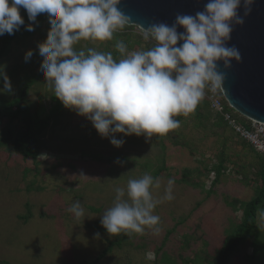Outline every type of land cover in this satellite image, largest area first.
I'll return each mask as SVG.
<instances>
[{
	"label": "rangeland",
	"instance_id": "1",
	"mask_svg": "<svg viewBox=\"0 0 264 264\" xmlns=\"http://www.w3.org/2000/svg\"><path fill=\"white\" fill-rule=\"evenodd\" d=\"M45 27L25 40L17 39L0 65L12 85L11 92H0V115L11 114L24 85L40 74L27 105L34 118L49 122L37 161L0 149V264H94L97 260L96 264H187L189 260L210 264L227 230L242 217L227 202L248 201L254 195L253 187L243 182V164L252 178L251 165L256 163L252 154L237 138L231 139L226 175L213 184L212 167L219 163L221 141L216 136L201 137L192 124H180L162 139L120 135L117 138L125 143L114 147L46 86L38 49ZM75 47L86 44L81 41ZM30 50L34 54L25 62ZM8 129L9 117L0 116V141ZM161 142L167 144L165 149ZM42 155L48 158L43 160ZM81 172L89 179H81ZM145 173L160 182L158 188H151L154 199L164 196L169 179L175 181L174 199L164 200L154 210L160 217V234L146 230L130 237L110 236L101 217L113 204L115 188L126 190L129 179ZM76 201L84 208L79 220L69 211ZM148 252L153 259L146 258ZM252 253L242 244L229 264H250Z\"/></svg>",
	"mask_w": 264,
	"mask_h": 264
},
{
	"label": "clouds",
	"instance_id": "2",
	"mask_svg": "<svg viewBox=\"0 0 264 264\" xmlns=\"http://www.w3.org/2000/svg\"><path fill=\"white\" fill-rule=\"evenodd\" d=\"M255 2L208 0L202 11L177 14L171 25L153 23L141 31L143 40L152 46L129 52L122 40L117 41L115 48L122 57L118 61L111 52L75 46L81 41L113 40L129 21L118 7L122 0H0V36L12 35L25 25L21 8L32 22L27 31L35 30L39 14H48L50 29L46 40L38 44L46 86L65 108L87 118L101 137L120 148L125 143L117 138L120 135L147 140L166 136L180 127L175 117H188L196 110L205 89L215 94L223 87L226 76L218 71V62L230 70L232 61H241L239 50L227 43L234 25L243 26ZM241 8L243 17L238 14ZM33 54L28 51L25 62ZM0 81V92L12 91L3 68ZM79 177L89 179L83 172ZM174 183L169 179L164 196L154 199L151 188H158L159 180L149 173L129 179L126 190L115 188L113 204L102 214V227L110 236L130 237L146 230L159 235L161 222L154 210L164 200L174 199ZM69 211L77 220L84 216L80 201ZM260 216L264 219V212ZM146 258L153 259L154 254L148 252Z\"/></svg>",
	"mask_w": 264,
	"mask_h": 264
},
{
	"label": "trees",
	"instance_id": "3",
	"mask_svg": "<svg viewBox=\"0 0 264 264\" xmlns=\"http://www.w3.org/2000/svg\"><path fill=\"white\" fill-rule=\"evenodd\" d=\"M20 14L25 21V25L21 26L20 30L12 35L6 33L1 36L0 65L17 39V41L25 40L35 32L26 30V26L29 23H32L28 19L27 11L21 8ZM43 25L46 27L43 32L45 35L42 38L41 43L46 40L47 32L50 29L48 14L46 13L38 15L37 22L33 24V27L38 31ZM141 31L142 30L135 26L126 25L124 29L114 34V38L111 41L100 42L99 45H93V43L89 41L84 42L86 47L95 46V49L99 52H111L114 59L118 61L122 57L115 48L117 41L122 40L129 52L144 51L152 46L150 42L143 40ZM43 33L40 35H43ZM41 58L42 60L44 59L42 56ZM41 78L42 76L40 74L34 75L33 78H31L22 88L21 94L16 100V106L13 107L11 114L0 115L1 117H9V129L7 135L0 141V149L5 147L10 154H19L24 159H33L34 161L39 159L40 153L44 147L43 138L48 129L49 122L32 116L27 105V97L30 89L35 84L39 83ZM225 106L226 111L231 113L237 123L246 128L251 127L252 122L250 120L245 117H238L233 113V109L227 102L225 103ZM175 119L179 120L180 124H183L186 127L192 124L193 129L194 127L197 128L198 134L203 138L211 135L216 136L219 142L221 141L220 144L222 147L218 154L219 163L212 167V170L216 173V178L213 184L217 182L221 176L226 175V164L230 161L228 150L231 139L237 138L243 145V148L248 150L256 160L255 165L253 163V165H251V171L253 172L252 178H250L246 172L248 166L243 164V182L253 187L254 195L248 201L234 198L227 202L235 212L240 211L242 217L232 223L231 227L227 230L226 240L221 250L218 251L214 261L210 262V264H229L232 255L242 244H246L247 247L253 249L252 255L248 256L250 264H264V219L260 216V213L264 212V155L257 152L246 140L241 138L222 114L215 112L211 108V103L206 95L192 114L188 117L181 115L175 117ZM168 135L169 134L166 136ZM166 136L159 137V139L165 138ZM168 141H170V139H168ZM171 142L173 141L171 140ZM176 142L182 143L183 145L187 144L185 141ZM166 147L167 144L161 142V148L165 149ZM206 172H211V170H206ZM25 220V222H27L28 218ZM102 254L101 257L106 253L103 252ZM97 261H95L94 264H96ZM187 264H191V261L189 260Z\"/></svg>",
	"mask_w": 264,
	"mask_h": 264
},
{
	"label": "water",
	"instance_id": "4",
	"mask_svg": "<svg viewBox=\"0 0 264 264\" xmlns=\"http://www.w3.org/2000/svg\"><path fill=\"white\" fill-rule=\"evenodd\" d=\"M208 0H122L118 6L129 26L147 29L153 23H174L177 14L194 15ZM244 16L243 8L238 13ZM243 26L234 25L228 47H236L241 61L230 70L218 62L226 76L222 93L228 105L246 119L264 123V0H256ZM183 31V29H179Z\"/></svg>",
	"mask_w": 264,
	"mask_h": 264
},
{
	"label": "built area",
	"instance_id": "5",
	"mask_svg": "<svg viewBox=\"0 0 264 264\" xmlns=\"http://www.w3.org/2000/svg\"><path fill=\"white\" fill-rule=\"evenodd\" d=\"M205 95L211 103V108L215 112L222 114L225 117L226 121L229 122L230 126L241 138L246 140L257 152L264 155V143H261L264 142V123L251 121L252 125L250 128H246L243 125L237 123L231 113L226 111V100L222 93V89H218L215 94L205 89ZM212 174L213 177L211 183H213L216 178L215 171H212Z\"/></svg>",
	"mask_w": 264,
	"mask_h": 264
}]
</instances>
